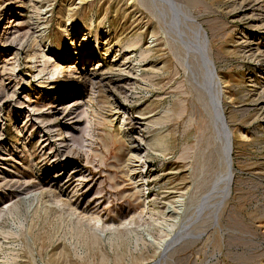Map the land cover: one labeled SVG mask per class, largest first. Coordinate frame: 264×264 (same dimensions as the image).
Segmentation results:
<instances>
[{"label": "rangeland", "instance_id": "obj_1", "mask_svg": "<svg viewBox=\"0 0 264 264\" xmlns=\"http://www.w3.org/2000/svg\"><path fill=\"white\" fill-rule=\"evenodd\" d=\"M0 264H264V0H0Z\"/></svg>", "mask_w": 264, "mask_h": 264}, {"label": "bare ground", "instance_id": "obj_2", "mask_svg": "<svg viewBox=\"0 0 264 264\" xmlns=\"http://www.w3.org/2000/svg\"><path fill=\"white\" fill-rule=\"evenodd\" d=\"M80 1L85 2L86 0H80ZM77 9H78V7H71V5H69V7H68V12H70L69 17L67 19L70 21V24L68 26L71 25L72 28L69 30L68 27H65V30H63L62 37H63V39L66 40L65 42L67 44V48H64L63 52L57 51L54 55H49L50 53H52V49H51L52 45L51 44L47 43L44 45H42V44L40 45L42 39L38 40V36H35V35L32 36V38L30 40V42L35 41V42L39 43L40 46H43V50L40 53L41 54L40 57L42 58L43 62L41 64V69H40V73H39L41 75L39 80H38L39 87L45 88L51 84H58L59 79L64 80L66 78L65 77L66 73H68V72L70 73L74 67L76 68V65L75 66L74 65L68 66L69 59L75 58L76 60H80L79 63L82 61H86L88 59V53H89L90 47L86 48V45L88 44V46H89V42H90L89 39L93 33V30L95 31L94 33L97 34V29L92 28L91 30L86 31L85 35L83 36V34H82L83 37L79 38L78 41L80 43L78 41L76 42V38L78 37L79 27L82 26L80 22L74 23V21H73L72 16L74 15V12H75L74 10H77ZM2 13H4V10L2 11ZM141 41H142L141 36H136L135 38H131V39L127 40L126 42H124V46L127 47L128 50H134L137 46H139ZM7 43L8 42H6V44H4L7 47L9 45H12L11 43L10 44H7ZM72 45H77L75 53H72V52H70V50H68V47H71ZM54 56H56L57 58H55ZM142 56L145 58L150 56L149 51H147V52L143 51ZM82 75L83 74L81 73V71H78L73 76L76 77V79H80L82 77ZM59 85H61V87H64V85H66V83L63 82V83H60ZM221 118H224L223 115ZM126 119L127 118H125V120ZM120 129H121V127H120ZM225 132H226V130H225ZM228 135H230V134H227L226 138H228ZM229 139H230V137H229ZM227 146L230 147V145H227ZM229 154H227L228 157L230 156ZM136 157L140 158V157H143V155H140V153H137ZM227 159H229V158H227ZM227 162L230 165L231 160H230V162L229 161H227ZM228 166H227V169H229ZM44 195L46 197H48V199L45 200V203H48L49 207L57 206V207L61 208V205H64L63 208H61V210H63L64 212H66L65 211L66 208L73 210L71 203L63 197L61 191H58V190H55L52 188H50L49 191L44 190L41 192L28 193L25 196L19 197L18 200H25L28 202L29 205H32V203H34L35 200H37V201L41 200V199L43 200L45 197ZM12 204H14L15 207H17L18 203H17V201H15ZM146 205H148V204L146 203ZM143 210H144V208H143Z\"/></svg>", "mask_w": 264, "mask_h": 264}, {"label": "water", "instance_id": "obj_3", "mask_svg": "<svg viewBox=\"0 0 264 264\" xmlns=\"http://www.w3.org/2000/svg\"><path fill=\"white\" fill-rule=\"evenodd\" d=\"M225 119V118H224Z\"/></svg>", "mask_w": 264, "mask_h": 264}]
</instances>
